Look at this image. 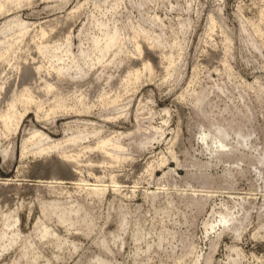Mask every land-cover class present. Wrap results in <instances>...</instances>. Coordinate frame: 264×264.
I'll return each mask as SVG.
<instances>
[{"label": "rangeland", "instance_id": "obj_1", "mask_svg": "<svg viewBox=\"0 0 264 264\" xmlns=\"http://www.w3.org/2000/svg\"><path fill=\"white\" fill-rule=\"evenodd\" d=\"M21 4L11 5L10 17L28 23L29 34L50 30L51 42L69 32L74 53L79 32L86 48L99 22L110 33L130 37L142 29L161 36L173 64L161 69L159 50L141 41L154 71L144 72L136 87H126L117 67L110 82L94 79L97 67L79 81L56 80L67 105L78 92L87 97L81 112L41 119L28 110L15 132L0 138V264H264V0ZM6 17H0L2 26ZM127 46L124 52L133 53ZM29 47L20 53L27 64L30 58L45 64ZM141 66L133 57L127 68ZM0 75L4 89L20 82L21 73L5 64ZM110 90L121 95L115 110L100 104ZM198 95H205L200 108ZM231 123H239L244 138L231 133L221 143L211 134V127ZM34 129L52 141L79 129L119 136L128 159L99 164L96 151L75 161L56 151L35 154L24 145ZM87 138L82 144L95 140ZM63 147L69 156L78 152ZM56 182L63 194L50 189ZM85 183L106 188L96 195L76 186ZM115 184L122 189L115 191Z\"/></svg>", "mask_w": 264, "mask_h": 264}, {"label": "bare ground", "instance_id": "obj_2", "mask_svg": "<svg viewBox=\"0 0 264 264\" xmlns=\"http://www.w3.org/2000/svg\"><path fill=\"white\" fill-rule=\"evenodd\" d=\"M24 1L29 2L31 0H0V17L9 16L6 17V21L3 23V26L2 24H0L2 26L0 29V34L2 35V39L0 40V65L5 64L7 67L14 70V72L21 73L19 83H15L13 84V86L10 85L9 87H7V89H4L5 84H0V97L3 95V102H1L2 105L0 106V138H6L7 136L12 135V133L17 129L21 117L25 115L28 110H34L36 117L41 119L48 118L54 114L56 115L57 112L59 113L61 111L67 113L69 111H73L72 113L81 112L80 105L85 102L84 100L87 99V97L81 94V92L78 95V92L77 95L73 97L74 101L72 105H67L68 98L61 96L62 93L57 94V90L59 89L57 86L59 85H57L58 82L54 83V81L56 80L64 81L68 79L70 81H79L85 76L87 78L89 72L97 67V72H99V74L95 76L96 73L92 72V78H94L95 76L94 79L98 80L100 78L103 79L104 77L105 81L110 82V79H112L113 77L111 70L113 68L115 70V67H117L120 70H124L122 74V80L126 87L128 85H135L136 87V84L140 81V79L142 78L141 76L144 72L148 73V75L151 76L154 71V67L151 62L147 60V58H144L145 50L142 45L144 43H148L147 46H149V48L154 51L159 50L158 58L161 64H159L160 68L162 66L161 69L167 70L173 64L170 62L171 55L168 52L164 51V43L162 37L153 36V34L151 35L150 33H147L142 29H140L139 31H133L132 35H130L129 37L124 33H120V31L110 33L106 24L96 22L97 25H95V27L97 29V33L91 34L90 36L88 35V39L86 38V48H83V41L81 37L83 33L82 30L76 36V39H78V44L76 46L77 53H74L71 50V41L74 37H72V34H70L69 32H67L66 36L64 35L63 39L59 36L60 38H56V40H54L53 42L49 41V34H51L50 30L48 32L45 30V28H40L37 33L29 34L28 29L30 25L28 23L22 21L17 16L13 15L12 17H10L13 14H10V12H12L11 5L19 6ZM72 13L74 12L71 11L70 14ZM141 41L145 42L142 43ZM30 43L36 50L35 52L38 56V59L41 58L43 61L45 60V64H43L42 62L37 63V58H30L31 64H27L29 58L20 53H23L25 51L29 52ZM127 43H130L133 47L132 49H134L131 50L133 51V53L131 54L124 52L126 47H128ZM23 46L24 49L22 48ZM121 53L123 55L122 57H120ZM133 57L141 60L142 69L136 67L127 68V65ZM9 79H7V81ZM3 81L6 82V85H8V82L5 81V79ZM91 81L92 83L94 82L93 80ZM119 83H121V81ZM96 84L98 83L96 82ZM119 90H117L118 93L120 92ZM106 93L107 92H105L104 95H100V104L104 105V107H113V109L115 110V108L119 105L121 95L115 94L111 96L110 93H113L111 90L109 93ZM48 96H51V99H48ZM204 97L205 95L196 96V106H199L198 108H200V105L204 101ZM82 106H84V104ZM85 110L87 113V109H83V112H85ZM211 128H213V133L211 134H213V136H215L221 143L225 141V139L231 133L236 135L238 138L245 137V135H243L241 132V126L239 125V123H231L226 127L223 126ZM150 130H152V132H154L155 134H159V130L156 128L151 127ZM86 133L84 134L79 129L70 137H66V140L63 139L61 141H52L48 135L34 129L29 133V138L24 141V145L29 144L31 146V152L40 155L44 153L47 154L50 151H56L61 158L67 159L69 161H75L79 157H82L85 154L91 153L93 151H96L101 156V162H99V164L120 163L121 161L124 162L126 158L128 159L127 155L123 153L124 147L120 142L119 136H117L118 138L99 137V132L97 131H93L89 134ZM88 135L95 138L94 142L92 144H82V142L88 139ZM153 139L154 138L145 140L144 142L139 143V145L143 147L147 144H151V140ZM68 144L71 146H77L78 152L74 155H67L65 147L63 146ZM25 147L27 148V146ZM86 162L91 164L93 161L88 158V161ZM56 183L57 185L55 184V186L53 187L49 186L50 189L58 193H62L64 191L62 183ZM76 186H79L81 189L88 188L86 189L88 193L96 195H101L106 188L102 185H89L86 183L84 185L77 184ZM119 187L120 186H118L117 184L113 185V189L115 191L119 190ZM17 221L18 220L16 219L12 224L7 223L6 227H13ZM65 222L66 221L64 217L61 218V223ZM222 224L225 225V221H223ZM44 234L45 233H42V235ZM16 237L17 234H12L11 241H13V239H15Z\"/></svg>", "mask_w": 264, "mask_h": 264}]
</instances>
